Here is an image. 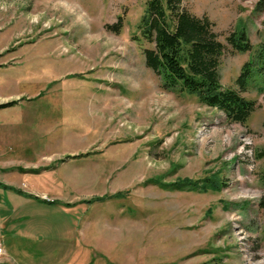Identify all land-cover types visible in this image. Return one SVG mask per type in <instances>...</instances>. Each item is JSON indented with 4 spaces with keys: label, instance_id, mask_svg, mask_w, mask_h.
I'll return each mask as SVG.
<instances>
[{
    "label": "rangeland",
    "instance_id": "374dc122",
    "mask_svg": "<svg viewBox=\"0 0 264 264\" xmlns=\"http://www.w3.org/2000/svg\"><path fill=\"white\" fill-rule=\"evenodd\" d=\"M146 1L0 0V264H264L263 75L246 124L163 89ZM260 1H181L224 43L226 87L264 45Z\"/></svg>",
    "mask_w": 264,
    "mask_h": 264
},
{
    "label": "trees",
    "instance_id": "16d2710c",
    "mask_svg": "<svg viewBox=\"0 0 264 264\" xmlns=\"http://www.w3.org/2000/svg\"><path fill=\"white\" fill-rule=\"evenodd\" d=\"M181 1H146L137 25L139 36L149 44L141 46L145 65L161 77L163 89L194 95L202 104L224 112L228 121L246 124L256 109V101L247 99L242 93L252 76L260 74L264 78V45L243 64L235 79L236 86H224L220 79L224 43L219 40L207 16L190 13L181 6ZM263 2L261 0L258 5ZM105 26L119 32L122 17ZM225 39L233 51L244 53L252 49L244 30H235ZM187 181L184 179L185 185L189 184ZM194 185L202 190L221 188L218 179L208 177Z\"/></svg>",
    "mask_w": 264,
    "mask_h": 264
},
{
    "label": "built area",
    "instance_id": "2783aa9c",
    "mask_svg": "<svg viewBox=\"0 0 264 264\" xmlns=\"http://www.w3.org/2000/svg\"><path fill=\"white\" fill-rule=\"evenodd\" d=\"M2 250V247H1V245H0V251Z\"/></svg>",
    "mask_w": 264,
    "mask_h": 264
}]
</instances>
